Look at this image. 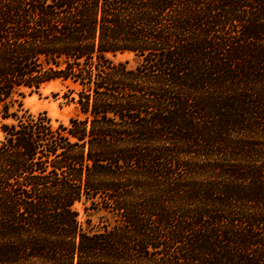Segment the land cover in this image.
I'll use <instances>...</instances> for the list:
<instances>
[{"label": "trees", "instance_id": "16d2710c", "mask_svg": "<svg viewBox=\"0 0 264 264\" xmlns=\"http://www.w3.org/2000/svg\"><path fill=\"white\" fill-rule=\"evenodd\" d=\"M0 106V264H264V0H0Z\"/></svg>", "mask_w": 264, "mask_h": 264}, {"label": "rangeland", "instance_id": "374dc122", "mask_svg": "<svg viewBox=\"0 0 264 264\" xmlns=\"http://www.w3.org/2000/svg\"><path fill=\"white\" fill-rule=\"evenodd\" d=\"M117 60L129 61L131 66L135 65L134 56L131 54L118 55ZM68 84L62 81L49 83L42 87L39 91L27 93L24 99V108L30 110L32 113L46 112L49 117L54 121V124L69 123L72 117L78 113L76 106L71 103L68 94ZM1 106H0V119H1ZM3 139V133L0 130V142ZM84 204L78 203L75 208L80 213V222L86 226L88 220L87 214L84 212ZM96 221V218H94Z\"/></svg>", "mask_w": 264, "mask_h": 264}]
</instances>
